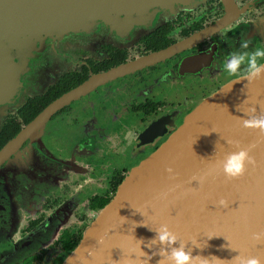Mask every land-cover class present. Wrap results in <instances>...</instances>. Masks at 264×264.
<instances>
[{
	"label": "flooded vegetation",
	"instance_id": "af4514ba",
	"mask_svg": "<svg viewBox=\"0 0 264 264\" xmlns=\"http://www.w3.org/2000/svg\"><path fill=\"white\" fill-rule=\"evenodd\" d=\"M139 6L109 12L98 25L68 36L27 35L31 48L16 58L17 96L0 104V151L59 105L1 164L0 264H20V239L71 203L62 231L22 263L60 264L65 238L83 237L91 216L114 198L131 170L203 100L243 78L223 71L229 54L264 48V0H152ZM168 118L164 131L145 141L148 129ZM107 155L122 165H103ZM15 158V169L7 170ZM8 208L13 227L7 230ZM29 242L27 250L34 245Z\"/></svg>",
	"mask_w": 264,
	"mask_h": 264
},
{
	"label": "water",
	"instance_id": "95a60500",
	"mask_svg": "<svg viewBox=\"0 0 264 264\" xmlns=\"http://www.w3.org/2000/svg\"><path fill=\"white\" fill-rule=\"evenodd\" d=\"M150 2L0 0V104L17 96L20 66L16 58L20 50L22 57L31 48L25 44L27 35L68 36L98 25L109 12ZM58 105L50 106L0 151V167ZM252 109L256 114L264 112V79L250 84L244 77L234 80L203 100L167 141L131 170L63 264H126L137 259L140 245L145 255L139 259L157 264V249L147 245L155 236L151 229L164 223L188 242L194 256L206 257L208 264H229L239 253L264 258V242L253 239L254 233L264 231V137L240 122ZM169 123L168 118L152 125L145 141L158 137ZM228 141L241 147L255 145L251 155L258 166L239 181H226L214 171L218 160L237 150ZM167 166L178 173L175 180L168 179ZM208 173L203 185L189 182L194 175ZM163 192L166 198H160ZM221 198L229 201L227 209L216 207ZM29 243L22 242L20 250H27Z\"/></svg>",
	"mask_w": 264,
	"mask_h": 264
},
{
	"label": "clouds",
	"instance_id": "9594fccd",
	"mask_svg": "<svg viewBox=\"0 0 264 264\" xmlns=\"http://www.w3.org/2000/svg\"><path fill=\"white\" fill-rule=\"evenodd\" d=\"M240 47L242 49H248L249 44L243 42ZM261 61H264V48H255L251 51H236L229 54V57L223 64V71L229 76L242 74L247 83L250 84L264 79V63H261ZM230 90L231 87H229L228 91ZM240 122L243 128L249 129L264 137V112L256 114L255 109H252L240 117ZM228 142L235 143L237 150L227 153L222 159L218 160L214 171L222 174L226 181H239L249 173L250 168L255 169L258 166L255 157L251 155L255 145L241 147L238 142ZM165 171L168 174L169 180L176 179L178 173L172 166H167ZM209 174L211 173L194 175L189 182L196 181L198 185H203ZM176 187H179V185H176ZM174 190V188L169 189V191ZM166 197L167 192L160 194V198ZM229 206V201L226 198H221L216 202V207L219 208L227 209ZM141 214L144 215L143 213ZM151 230L155 232V236L149 241L147 247H155L157 249V255L159 257L157 264H208L206 257L194 256L192 254V248L188 246V242L181 241L168 224H161L158 228ZM253 239L258 242H264V231L254 233ZM138 241L141 244L143 242L142 240ZM98 242L102 243L103 241L101 239ZM232 250L238 251L236 249ZM135 251V249L132 250L133 253ZM144 255L145 253L140 245L139 256ZM139 256H137L136 260L129 259L126 261V264H148V259L141 261ZM229 264H264V258L244 256L239 253L229 260Z\"/></svg>",
	"mask_w": 264,
	"mask_h": 264
},
{
	"label": "rangeland",
	"instance_id": "374dc122",
	"mask_svg": "<svg viewBox=\"0 0 264 264\" xmlns=\"http://www.w3.org/2000/svg\"><path fill=\"white\" fill-rule=\"evenodd\" d=\"M89 27L92 28L94 26H89ZM86 28H88V27H86ZM77 33H79V32H77ZM73 34H75V33H73ZM114 150L115 149H113V151L111 150L112 151L111 153H113ZM101 157L103 158V162H102L103 165H108L109 168L119 167L120 165H122V162H123L122 160H119L118 158L116 160L114 159L115 160L114 161L112 159V157L109 156V155H107L106 157H104V156H101ZM17 163H18V159L17 158L11 160L7 164L6 169L7 170H11V168H12L14 170ZM86 163H87V161H83V164H86ZM95 164H100V161L99 162H95ZM63 174L65 176H67L65 173H63ZM59 175H61V173L60 172H58V173L56 172L55 176L59 177ZM30 176L33 178L32 175H30ZM90 178H91V176H90ZM52 194H50L49 196H52ZM78 195L80 197H82L81 194H78ZM71 196H72V193H71ZM70 205H71V203L70 204H63L62 207H64L67 210V212H68V210L70 208ZM66 210H60V211L55 212L54 214H51L50 216H48L44 220L43 225H40L39 227H37L34 230H32V232H30L27 235L28 237H26L25 239H23V240L20 239V247L24 246L26 244L25 243V244L22 245V242H24V241H32V242H34V245H33L32 249H30V250H20V264H22L26 260V257H28L29 254H34L41 247H43L45 244L47 245L48 243H50L54 239V237L62 231L64 226L70 221V217H68L65 214ZM11 211H13V210L8 208L7 214H6L5 219H4V227H6L7 230L11 229L13 227V224H12L13 217H12ZM21 214H22V212H20V221L24 222L26 220V216L21 215ZM97 216H98V214L96 216H95V214H93L91 216V219H93V221H94ZM61 217H66V218L60 219ZM20 225H22V222H20ZM87 226L89 227V224ZM20 232H21V230H20Z\"/></svg>",
	"mask_w": 264,
	"mask_h": 264
},
{
	"label": "trees",
	"instance_id": "16d2710c",
	"mask_svg": "<svg viewBox=\"0 0 264 264\" xmlns=\"http://www.w3.org/2000/svg\"><path fill=\"white\" fill-rule=\"evenodd\" d=\"M28 109V107H27ZM25 115V114H23ZM5 143V141L0 143V147ZM83 237H80L78 239H75V241L71 242L70 239L65 238L66 241V255H64L63 260L61 261L60 264H63L64 261L67 259L68 256H70L72 254V252L75 250V248L78 246V244L81 242ZM28 264H33L32 262H29Z\"/></svg>",
	"mask_w": 264,
	"mask_h": 264
}]
</instances>
